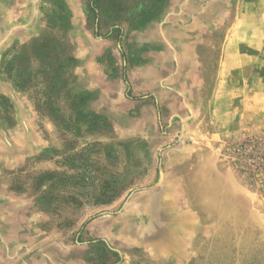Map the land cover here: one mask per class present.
I'll return each instance as SVG.
<instances>
[{"label": "rangeland", "instance_id": "obj_1", "mask_svg": "<svg viewBox=\"0 0 264 264\" xmlns=\"http://www.w3.org/2000/svg\"><path fill=\"white\" fill-rule=\"evenodd\" d=\"M255 1L0 0V264H264Z\"/></svg>", "mask_w": 264, "mask_h": 264}, {"label": "crops", "instance_id": "obj_2", "mask_svg": "<svg viewBox=\"0 0 264 264\" xmlns=\"http://www.w3.org/2000/svg\"><path fill=\"white\" fill-rule=\"evenodd\" d=\"M260 4V3H263L264 2V0H256L255 1V4ZM258 9H259V7H258ZM261 12V11H260ZM260 12H256L257 14H255L256 16V18H258V19H260L261 17H262V12L260 13ZM261 14V15H260ZM249 16H250V14L247 16V14L245 15V17H246V19H248L249 20ZM261 16V17H260ZM261 23H263L262 21L260 22L259 21V24H261ZM258 26H260L261 27V25H258ZM243 30H244V35H246L247 37L249 36L250 37V35H256V34H258L259 33V31H260V29L259 30H255V27L253 26V25H249V23L247 22V20H246V22H244L243 23ZM248 39V38H247ZM260 66V65H259ZM227 73V72H226ZM228 74V73H227ZM263 81V80H262ZM261 83V82H260ZM264 83V82H263ZM232 90V89H231ZM259 91H261L260 89H259ZM256 93H259V92H256ZM260 94V93H259Z\"/></svg>", "mask_w": 264, "mask_h": 264}]
</instances>
